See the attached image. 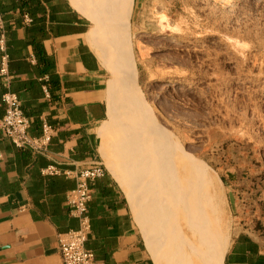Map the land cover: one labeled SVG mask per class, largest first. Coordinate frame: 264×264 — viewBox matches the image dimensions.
Returning a JSON list of instances; mask_svg holds the SVG:
<instances>
[{
  "label": "rangeland",
  "instance_id": "obj_1",
  "mask_svg": "<svg viewBox=\"0 0 264 264\" xmlns=\"http://www.w3.org/2000/svg\"><path fill=\"white\" fill-rule=\"evenodd\" d=\"M230 1L150 4L134 21L131 37L127 23H94L96 52L111 73L108 131L99 147L111 160L105 165L129 192L156 264H211L204 231L191 218L193 192L202 184L187 160L203 163L208 175L197 171L198 176L219 184L206 187L226 237L222 176L248 166L264 172V0ZM85 11L102 16L94 0ZM135 40L142 55L138 50L136 63L131 59L151 116L124 90L119 41L132 57Z\"/></svg>",
  "mask_w": 264,
  "mask_h": 264
},
{
  "label": "crops",
  "instance_id": "obj_2",
  "mask_svg": "<svg viewBox=\"0 0 264 264\" xmlns=\"http://www.w3.org/2000/svg\"><path fill=\"white\" fill-rule=\"evenodd\" d=\"M91 1L0 0L9 74L6 86L0 78V119L5 112L2 95L9 91L20 101L31 137L40 136L43 122L55 128L47 156L15 147L0 131V264H62L58 240L78 226L67 205L76 182L74 177L43 171L55 166L78 173L98 163L106 172L91 186L86 248L100 264H156L129 195L105 165L98 140L109 118L106 93L111 73L96 52L94 23L115 22L118 27L120 0H94L101 18L86 13ZM164 1L169 0H129L125 33L131 37L134 21L150 4ZM24 14L30 24L24 23ZM136 43L134 62L138 50L142 55ZM137 79L136 74V83ZM221 183L230 232L226 237L221 226L219 264H264L262 168L231 169Z\"/></svg>",
  "mask_w": 264,
  "mask_h": 264
},
{
  "label": "built area",
  "instance_id": "obj_3",
  "mask_svg": "<svg viewBox=\"0 0 264 264\" xmlns=\"http://www.w3.org/2000/svg\"><path fill=\"white\" fill-rule=\"evenodd\" d=\"M25 24H30L31 19L27 14L23 15ZM0 78L6 86L9 79L8 56L4 46V22L0 12ZM49 98L48 91H45ZM5 112L0 119V131L17 148H28L42 155H49L48 146L55 132V128L46 122L41 125V134L31 137L28 132L29 121L24 117L18 97L7 91L2 95ZM106 172L103 164H94L76 173L73 171H61L55 166L46 168L43 173L48 175L62 174L75 178V187L67 194V205L73 217L77 219L78 226L62 234L58 240L62 264H100L95 261L93 253L85 246L91 232L88 217V202L91 199L92 184L101 178Z\"/></svg>",
  "mask_w": 264,
  "mask_h": 264
},
{
  "label": "bare ground",
  "instance_id": "obj_4",
  "mask_svg": "<svg viewBox=\"0 0 264 264\" xmlns=\"http://www.w3.org/2000/svg\"><path fill=\"white\" fill-rule=\"evenodd\" d=\"M220 1H222L223 4H225L226 6H229L230 2H231L230 0H220ZM119 4H120V7L117 8L118 19H119V22H125V20L128 19V15H129V4H130L129 0H120ZM114 9H116V8L114 7ZM114 11L116 12V10H114ZM120 42H122V41H119L118 49H119L120 56H121L122 60L124 61L123 62V68H124V71L126 72L125 87H124L126 95L128 98H131V100H133L135 103H137L138 108L140 109L141 112H143V113L145 112L146 114L151 116V112L148 108V105L141 98V96L139 94L140 89L136 83V74L137 73H136V69L133 65V61L131 59L132 57H130L128 50H127V47ZM98 57H99V60H101V62L104 64L105 60H104L103 56H101L99 54ZM105 127L106 126H103V128L101 129V131L98 135L99 141H101L104 138V136L106 135V133L108 131ZM165 138L170 141V144L172 143L171 144L172 147L173 146H174V148L177 147L176 141L173 140L169 134ZM100 152L102 154L104 163L107 165H110L111 160H108L105 157V155L103 154L104 153L103 147H101V146H100ZM187 162L190 165L191 173L194 176H196L198 178L199 182H201V184H202L201 187L197 188V191L193 192V198H192V202H191V204H192L191 213L193 216V220L199 228L203 229L204 240L207 242V244H209L210 249L212 251L211 253H209V255L211 254L210 263L211 264H219L220 257H221V225L217 221V211L214 209V206L211 203L212 202L211 201V195L209 193V189L206 187V186L211 187V185L214 187H217V186L219 187V184H217L215 179H213L211 177L210 178L208 177V180L205 181L203 178H201V176H198L197 171L202 172V174L204 173V174L208 175L206 169L203 166V163H201L200 161L193 162L191 160H187ZM128 195H129V192H128ZM210 249H209V251H210Z\"/></svg>",
  "mask_w": 264,
  "mask_h": 264
}]
</instances>
